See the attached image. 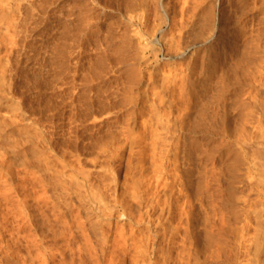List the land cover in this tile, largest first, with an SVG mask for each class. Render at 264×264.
<instances>
[{
    "label": "rangeland",
    "instance_id": "obj_1",
    "mask_svg": "<svg viewBox=\"0 0 264 264\" xmlns=\"http://www.w3.org/2000/svg\"><path fill=\"white\" fill-rule=\"evenodd\" d=\"M131 1L130 0H38V2H37V0H17V1L16 0H12V1L11 0H7V1L4 0V2H1V4H3V5L8 4L9 7L12 6V10L16 14L14 17L16 22L10 28V34L8 35L9 38L10 37L12 38L14 36L13 39L15 40V44H16L14 47L15 50L13 49V51L10 53L8 51L9 49L7 50V49L3 48V51L0 54V57H2V60L4 61V62L0 61V101H1L0 104H2L0 106V109H2V110H0L1 111L0 112V115H1L0 121L7 124V126H6L4 123H0L1 126L5 125V127H8V125H9L10 128L4 127L6 131L10 130L11 128L13 129V127L14 128L15 127L26 128L29 126V124L31 125V121L33 119L32 125H36V126L38 125L39 127L42 128L43 131H44V129L45 130L47 129L49 131V132H47V130H46L45 131L46 133L44 132L45 133L44 136L46 137L45 138L46 140L48 137H49V139H52V140H49V139L47 140L48 141L47 142L48 147H52V148L56 149L55 147L58 146V150L60 149L59 147H62V149H65L64 151L66 153V157H67V154H69L68 157L71 158V160L68 158L69 160L67 159V163L70 164L72 162L71 164H73V165L70 164L69 167L67 166V171H68V172L66 171L67 177L69 176V173L73 174V175L75 174L74 178L77 179L76 182L79 181V183L82 184L83 181H80V180L83 178V176H82L83 174L79 175V174L75 173V172H77V169L75 168L76 164H77V165L81 166V167H79L80 169L78 168V170L81 171V168H82L81 173L84 171V172H87L86 175L91 174L90 177L93 176L91 179L94 182H98L99 184L101 182V184H103L102 180L100 181L101 177H102L101 179H103L105 181V183H107V182L110 183V181L112 179L113 182L111 181L112 184H110V186H112L113 189L115 188L116 196H118L117 197L118 201L116 203H114L116 206H120L121 204L119 202L121 199L123 201L124 198H126L123 201L125 203V205L129 204V206H131L134 204V206H136V205H138L136 203H138V202L141 203L140 205L142 208H140L139 207L140 205H138L139 209H137V210H139L140 213L139 214L135 213V215H137L136 218L141 213H142L141 215H143L145 213L148 214L149 213L148 208L150 206L152 207V206L158 205V208L160 209V206L162 204L166 203L168 205L169 202H170L169 205H171V207L173 209V213H172L173 218H176L174 220H178V218H179V219H183L182 221H184L185 216H186V220L189 219L191 216L190 224L192 225L191 227H192V231H193V238L195 237L194 243L196 242L195 248H194L195 251H194V254L192 256V259H194L192 261L195 263H192V264H264V220H263L264 219V204H263L264 203V190H263L264 189V183H263L264 182V178H263L264 177L263 176L264 175V168H263L264 167V113H263L264 112V84H262V83H264V78H262V77H264V70H263V68H264V62H263L264 61L263 60L264 59V52H262V51H264V48H263L264 47V45H263L264 44V34H263L264 33V24H263L264 23V2H263L264 0H249L248 1L249 3L247 2V4H246V10L248 12H246V10L245 11L243 10L244 15L246 14L245 16L243 15L244 18L242 16V14H240V12L238 14V12H236L235 9L231 7V9H233V11H235V13L231 19L232 21L230 20L229 23L232 26V30L233 29L235 30L236 25L240 27V31H238L236 33V36H238V38L242 41L241 43L244 42L243 44H241L242 46L240 45L241 48L242 49H243V47H245L247 49L250 48L248 52L251 55L254 53L253 51H255L253 56L250 55L252 58H255L254 57L255 54H257V55H255L256 56V58L254 59L255 63L253 62V59L251 60V57H250V61H249L251 64V67H250L251 70L250 71H252L249 74L250 76L248 74H246L245 77L242 76L243 78H241L242 80L240 79L241 81L237 80V78H234V76H232V79H231L229 86L227 85L228 82L226 80L227 79L226 69H227L228 65L230 63H232V61H233V63L235 62L234 60L236 57L235 55L237 54V52H236L237 48L233 46L234 47V49H233V47L229 48L228 46H226L223 43L224 42L223 34L217 38L218 40L214 39L213 41H211V43H207L203 47L202 46H195L196 42L194 43V41L198 40V38L200 37V33L202 31V29H200V28L203 27L201 25L203 23L206 24L208 22H213L216 19L215 20V21H217L216 26H218V25L221 26V24H222V26H221L222 29L226 26L225 25L227 22L226 21L227 20L226 12L228 11L230 0H206V2H205L206 4L204 3L203 6H200L201 8L199 7V9L196 10V11H199L200 13L194 12L196 17H195V19H194V17L192 19L194 21V24L196 23L197 25L193 24L195 27L193 25H192L193 26L192 27L190 24H187L186 26L189 25V27L190 26L191 27L190 28L185 27V31H182V26H181V29L179 28V32L181 30L182 35H184V37L182 36V40H181L182 43L181 44L183 46L182 48H185V49H183V51L186 52V55L184 57H182V59H181V57L175 59L176 57L171 58L169 56H166V52H164L166 50V46H165L166 44H165L164 40H161L159 42L157 41V39H160L159 35L161 36V32H162L161 27L162 26H161V24H158V22L160 23V21L156 20V19H158V17H159V19L161 20L160 17H162V14H163V11L161 10V8H162L161 5H164L166 8H168V10L170 11L169 15L171 13V16H169L170 18L173 17L174 15H175L174 17L176 18L175 13H178L177 16L181 15L182 10H180V9H182L183 4L185 3L184 2L185 0H182V1L181 0H178V1L177 0H166V1L160 0V2H163L164 4L158 2V0H155V1L154 0H145V1L142 0L144 2H147V4L142 3L141 0H133L132 2L135 3V5H134L135 7L132 6V8L130 5ZM215 1L216 2L218 1L217 2L218 4L217 3L215 4ZM260 1H261L262 5H261ZM19 2H20V4H19ZM156 2L159 4H156ZM173 2L175 4H173ZM233 2L235 3L236 1L233 0ZM14 3H15L16 8L18 10L15 8L14 5H12ZM128 4L130 5L129 6L130 8L128 6H126ZM209 4H211V5H209ZM154 5L155 6L158 5V7H156V11L154 10L155 9ZM184 5H186V4H184ZM256 5H258V6H256ZM0 6H2V5H0ZM108 6H109V8H108ZM149 6L151 9L149 8ZM168 6H170V7H168ZM186 6L189 7V4L187 3ZM186 6H184V7H186ZM210 6H212V7H210ZM254 6H256V7H254ZM24 7H26V8H24ZM147 7L149 10L147 9ZM4 8H6V9H4ZM125 8H126V10H125ZM158 8H160V10ZM127 9H129V10H127ZM130 9H133L134 13L137 12L136 14H138V13L139 14L138 15L134 14L132 11H130ZM135 9H136V11H135ZM209 9L211 12L209 11ZM251 9H252V12H251ZM7 10H9V8L7 6L5 7V5H4V7L2 6V8L0 9V21L1 20L4 21V22L2 21V23L0 22L1 23L0 25L3 24L2 29H4V23H5V17L7 15V13H6ZM150 10L151 11L153 10V11L151 12ZM125 11H127V12H125ZM154 11H155V13L156 12L158 13V11H160L159 14L161 13L160 14L161 16L156 17ZM206 11H207V13H206ZM179 12H181V14ZM201 12H203V13H201ZM82 13H84V14L82 15ZM1 14H4V15H1ZM127 14H129L130 16H132V15H135V16L129 17ZM143 14H144V16H142ZM153 14L155 15V17L153 16ZM139 15H141V16L139 17ZM204 15L207 17L204 18ZM215 15H217V16H215ZM146 16L149 19H147ZM182 16L186 17V15H182ZM208 16H210V17H208ZM133 17H136V18H133ZM144 17H146V18H144ZM169 17H167L169 24L167 23L166 25H164L163 26L164 29H168L169 25H171V23H170L171 19ZM174 17H173V19H175ZM178 17L176 18L177 21L180 20L181 16L179 19H178ZM185 17H184V19H186ZM2 18H4V19H2ZM92 18H93V20H92ZM96 18H98V19H96ZM142 18H143V20H142ZM28 19L30 20V22ZM173 19H172V22H173ZM184 19L182 18V20H181L182 22L178 21L181 24H179L175 20L174 21H175V23L177 22L176 25H178L180 27V25H182ZM217 19H219V20H217ZM141 20H142V23H145L144 26H141V23H140ZM149 20H151V22H149ZM209 20H211V21H209ZM252 20H253V22H252ZM25 21H27V22H25ZM154 21L156 24H153ZM196 21H198V22H196ZM87 22H88V24H86ZM199 22L200 23L203 22V23L199 24ZM146 23H147V28H146ZM148 23H149V25H148ZM121 24H122V26H121ZM223 24L225 26H223ZM198 25H200L201 27H199ZM155 26H157V28ZM178 26H175V28H177V29H175V31L176 30L178 31ZM132 27L133 28L135 27V28L133 29ZM13 29H15V30H13ZM141 30L143 31V33H141ZM150 30H152L151 32H155V30H156L157 32H155V35H157L158 37L156 36V39L153 38V36L155 37V35H153V33H152L151 35H152V38L154 40L152 38H150V40L151 41L153 40L152 44L155 41V43L153 44L154 46L152 47V45H150L151 48L150 47L148 48V45H146V47L148 49L145 50V48L143 49L144 40L147 39L146 36L148 34L150 35V33H151ZM158 30H159V32H158ZM147 31H149V33ZM221 31L224 32V30H221ZM255 31H256V33H255ZM124 32H125V34H124ZM137 32L139 35H140V33H141V35L146 33V36L144 38H140L141 36H139L137 34ZM16 33H17V35H16ZM177 34H178V32H177ZM180 34H181V32L178 35H180ZM259 34H261V35H259ZM178 35H177V37H178ZM250 36H252V37H250ZM122 37H123V40H121ZM196 37H198V38H196ZM251 38L253 39V41ZM137 40L139 41V43ZM146 41L147 40H145V43H148V41L147 42ZM192 41H193V43H191ZM254 42H256L255 45H253ZM127 43L128 44L130 43V44L128 45ZM189 43L192 44L193 47L191 45H188ZM162 44H164V45H162ZM186 45H188V46H186ZM257 46H259V47L257 48ZM8 47H10V45ZM190 47H191V49H190ZM123 48H124V50H122ZM153 48L156 51L162 50V51H160L158 57H155V54L152 55L151 50ZM232 49L235 53L232 51ZM136 50H137L138 54L136 53ZM196 51H197V53H196ZM260 52H261V55H260ZM203 53H204L205 57L203 56ZM262 54H263V56H262ZM9 55H10V57H9ZM135 55H136V57H135ZM228 55L231 57H229ZM103 57H104V59H103ZM122 57H124V58H122ZM130 57H131V59H130ZM134 57L136 59H138V57H140V58L138 60H135ZM186 60H187V62H186ZM260 61H262V64H260V66H259V63H261ZM201 62H202V64H201ZM186 63H189V64L186 65ZM195 64H196V66H194ZM200 65H202V66H200ZM185 66H187V67H185ZM169 67H170V69H169ZM179 67H180V69H179ZM259 67H261L262 70ZM7 68H8V70H7ZM98 68H100V69H98ZM252 68L256 72L253 71ZM130 69H131V71H130ZM4 70H6V71H4ZM107 70H108V72H107ZM172 70H173V72H172ZM200 73H201V75H200ZM251 75H252V77L255 75L257 80H256V78L251 79ZM134 76H135V78H132ZM163 76L168 79L167 82H166V79L163 78ZM173 77L178 79V81L176 80V86H174L175 82L173 80H175V79ZM180 77L183 79H181ZM138 78H139V80H138ZM233 78L236 79L238 82L236 80H233ZM246 78H248V79H246ZM134 79H136V81ZM164 79H165V81H163ZM219 79H220V81H219ZM221 79H222V81H221ZM182 80L183 81L185 80L186 82L184 81L183 85L180 82L181 86L178 85L179 81H182ZM188 80H190V81H188ZM194 80H195V82H194ZM252 80H255L256 83H254L255 81H252ZM128 81H129V83H128ZM259 81H261V82L263 81V82L261 83ZM173 82H174V84H173ZM241 82H242V84H240ZM257 82H259V84H257ZM165 83L168 85L166 86ZM205 83L207 84V86ZM223 83H225V86H227L226 88H225ZM201 84H203V85H201ZM222 85H223V87H222ZM183 86L186 88H184ZM260 86H262L263 88L261 89ZM128 88H130L131 90L128 91L129 90ZM164 88H166V89H164ZM258 88L260 89V91L258 90ZM184 90H185V92H183ZM229 90H232V91L229 92ZM216 91L217 92L219 91V92L217 93ZM248 92H250V93H248ZM124 93L126 94V96ZM182 93H184V94H182ZM211 93H213V94H211ZM222 93H224V94H222ZM123 94H124V96H123ZM175 94L176 95L178 94V95L176 96ZM246 94H248V96ZM96 95H97V98H96ZM98 95H100V96H98ZM108 95H109V97H108ZM127 95H129V96H127ZM236 95L240 96V98L238 96L236 97ZM102 96H103V98H102ZM163 96H165L164 100H163ZM213 96H215L214 97L215 99L212 98L213 100H211V97H213ZM254 96H255L256 101L254 100ZM177 97H178V100H180L179 101L180 103L178 102V100H176ZM250 97H251V99H250ZM99 98H101V99H99ZM173 98L175 99V101ZM87 99H90V101ZM228 99H229V101H228ZM183 100H185L186 102ZM237 100H238V103L236 102ZM243 101H244V103H242ZM248 101H250V103ZM252 101H254L255 104L252 105V103H253ZM217 102H219V103H217ZM80 103H83V104H80ZM200 103L204 104V105H201ZM239 103H241V104H239ZM185 104H186V106L187 105L188 106L186 107ZM16 105L19 107H15ZM216 105H218V106L216 107ZM223 105H225V106H223ZM12 106L16 109H14ZM204 106H206L205 109H204ZM211 106L212 107L214 106V108H212ZM229 106H231V107H229ZM235 106H236V108H234ZM238 106H239V108H238ZM208 107H209V111H207L208 109H206ZM5 108H7V109H5ZM243 108L246 109L247 112ZM19 109L22 112V113L20 112V115L23 114L24 117H23V115H22V117H20V115H19L20 110ZM213 109H215L216 111ZM247 109H249V110H247ZM180 110H181V112H180ZM261 110H263V112ZM16 111H18V112H16ZM76 111H78V112H76ZM9 112H11V114H9ZM13 112H15L17 116L14 114L15 118L13 116H10V118H7V115L8 114L13 115L12 114ZM214 112H216V113H214ZM240 113H243V114L240 115ZM196 114L198 117L196 116ZM3 115H5V116H3ZM9 115H8V117H9ZM18 115L20 118L18 117ZM194 115H195V117H194ZM208 115H210V116L208 117ZM246 115H247V118H249V117L250 118L247 119ZM155 116H158V117H155ZM166 116H167V118H166ZM12 117H13V120L10 121L11 123L14 120H15L14 122H16V117L19 118V120H17V122L14 123V125H12L13 123L10 124V122L7 121V120L12 119ZM181 117L183 119H181ZM202 117L205 118V120ZM194 118H196L195 121H194ZM200 118H201V120H200ZM241 118H245V119H241ZM254 118H255V120H254ZM143 119H144V123H143ZM206 119H208V120H206ZM37 120L40 121V123H42L43 126H42V124L38 123ZM167 120L170 122H168ZM176 120L179 122H176ZM203 120H204V122H203ZM220 120H221V122H220ZM21 121H22V124H20ZM150 121L152 124L150 123ZM180 121L182 124L180 123ZM195 122H196V124H195ZM209 122H210V125H209ZM217 122L218 123L220 122V124L222 123V125L224 126L223 127L224 129L222 128V125H219ZM251 122H252V124L253 123L254 124L251 125L250 124ZM160 123L163 126L160 125ZM212 123H213V125H212ZM216 123L218 124V126ZM243 123L245 124L246 127L244 126ZM15 124L18 126H15ZM20 125H21V127H20ZM187 125H188V127L186 128ZM260 125H262V126H260ZM164 126H165V128H164ZM204 126L206 129L204 128ZM213 126H214V128H213ZM253 126H255V127H253ZM201 127H202V129H201ZM258 127H261V128L258 129ZM154 128H155V130H154ZM219 128H220V130H219ZM121 129L123 131H121ZM222 129L224 131H222ZM227 129H228V131L229 130L230 131L229 132L226 131ZM159 130H160L161 134H159ZM173 130H174V132H173ZM11 131H13V130H11ZM110 131L112 133H110ZM154 131H155V133H154ZM242 131L243 132L245 131V132L243 133ZM156 133H158V134H156ZM78 134H79V136H78ZM152 134H153V137L155 136V134L157 137L153 138ZM125 135H126V137H125ZM159 135H161L163 137H161ZM105 137H107L110 142L107 141V138H105ZM158 137L161 140H159ZM244 137H245V139H244ZM76 138H78V139H76ZM162 138H163V140H162ZM60 139H62V140H60ZM152 139H153L154 144H153V142L150 141ZM192 139H193V141H192ZM209 139H210V141H209ZM56 140L58 142L60 141L63 145L60 142H59L60 144L57 143ZM64 140H65V142H64ZM117 140L118 141L120 140V141L118 142ZM138 141L143 143V144L141 145V143H139ZM50 142L53 143L54 146H52V144ZM104 142H106V143L104 144ZM111 142L113 144H111ZM150 142L152 143V145ZM73 143H74V145H73ZM118 143H120V144H118ZM189 143H190V145H189ZM67 144H68V146H67ZM60 145H62V146H60ZM112 145H114V146H112ZM192 145H194L195 147ZM29 146L28 147L26 146L27 148H25V145H23L22 147L27 149V150H28V148L32 149L33 146L32 145H29ZM102 146H104V148L109 147L111 152H108L109 150L103 151ZM189 147H190V149H188ZM98 148L101 150L100 154H101V152H103V153H106L107 155L103 154V153L101 155L96 154V153H99ZM167 148H168V150H167ZM205 148H207V149H205ZM66 149H68V152L66 151ZM143 151H144V153H143ZM180 153L182 155H180ZM205 153H207V154H205ZM72 154H74V155H72ZM151 154H153V155H151ZM94 155L98 159L94 160V158H95ZM154 155H155V157H153ZM170 155H171V157H170ZM112 156H113V159L111 158ZM75 157H77V158H75ZM254 157H255V159H254ZM142 158H144V159L146 158L145 162H144V159H142ZM162 158H163V160H162ZM168 158H170V159H168ZM72 159H74L75 161H73ZM148 159H150V160H148ZM154 159H155V162L151 161ZM156 160H157V162H156ZM95 161L97 163H95ZM141 161H143L144 164ZM162 161L164 163H162ZM159 163H160V165H159ZM74 164H75V167H74ZM106 165H108V166L105 167ZM156 165L158 167H161L163 165L164 169H159L156 167ZM176 165L179 169L176 167ZM255 165H256V167H255ZM259 165L261 167H259ZM142 166H144V168H143L144 170L141 171ZM147 166H149L148 167L149 170L146 171ZM153 167L156 168V170ZM230 167H232V168H230ZM83 168H84V170H83ZM151 168L153 169V171ZM227 169H228V171H227ZM261 169H263V172H261L262 171ZM154 170H155V172H154ZM253 170H256V171H253ZM88 171H91V172L88 173ZM144 171H146V172H144ZM156 171H159L160 175H159V173L157 174ZM149 173L150 174L152 173V174L150 175ZM191 173H193V174H191ZM144 174L145 175L147 174V175L145 176ZM231 174H233V175H231ZM157 175H159V176L157 177ZM164 175H165L167 180H165ZM70 176L68 177L69 183H67L68 187L70 185V190H71V186L72 187L75 186L73 189L74 192L79 190V191H84V193H85L86 192L85 189L83 188L84 190H81V188H78L79 186H77V185H79V183H75V179H74V181H73V179L71 180L70 178H73V177H70ZM162 176L164 178L160 179V177H162ZM77 177H79V178H77ZM167 177H169V178H167ZM171 177H173V178H171ZM206 177H207V179H206ZM106 179L107 180L110 179V180L107 181ZM259 179H261V180H259ZM70 180H71V182H73L77 185H74L73 183L70 184ZM160 180H163V181L165 180V183L167 184V185L165 184L166 187H165V185H162L164 183ZM154 181H155V183H154ZM204 181H205V183H204ZM200 182H201V184H200ZM157 183H160L161 185L160 184L157 185ZM169 183L171 184V187L168 186V185H170ZM153 184L155 186L157 185L158 188H156L157 186L153 187L154 186ZM189 185L191 186V188ZM76 186H77V188H76ZM129 189L131 192L129 191ZM190 189L193 191V195H192V191ZM183 190H186V192L188 191L187 193L191 197L186 198V197H188V194ZM203 191H205L206 193ZM132 192H134L135 194H133ZM255 192H257V193L255 194ZM163 195H165L166 197ZM216 195H218V196H216ZM136 196H138V197H136ZM210 196L212 198H210ZM221 196H222V198H221ZM227 196L230 199H228ZM252 196H253V198H252ZM143 198H145V199H143ZM168 198H170V199H168ZM214 198H216L217 200ZM91 199H92V197H91ZM141 199H142V202H141ZM165 199H168V200H166V202H165ZM188 199H190V200H188ZM211 199H213V200H211ZM136 200H137V202H136ZM157 200H159V204H158ZM243 200H244V202H243ZM122 201H121V203H123ZM160 201L163 203H161ZM189 201H191V202H189ZM212 201H214V202H212ZM219 201H221V202H219ZM261 201H263V202H261ZM87 202H88V205L91 204V201L89 202L88 199H86V203ZM195 202H196V204H195ZM258 202H260V203H258ZM160 203H161V205H160ZM243 204L246 206L247 209L245 208V206ZM258 204H259V206H258ZM210 205H211V207H210ZM254 205H256V206H254ZM176 206H177V208L179 207V209H177ZM202 207H205V208H202ZM143 208H144V210H143ZM182 208L184 210H182ZM159 209H158V211H159ZM258 209H261V210H258ZM137 210H134V211L136 212ZM187 210H189V212H186ZM225 211H226V213H225ZM159 212H161V210ZM221 212L224 214H222ZM252 212H254V214ZM259 212H261V213L259 214ZM176 213H177V215H176ZM240 213H241V215H240ZM179 214H181V216ZM183 214H185V215H183ZM193 214H195V215H193ZM157 217L158 216H156V219H157ZM194 217H196L195 218L196 220L194 219ZM221 218H224V220H227V221H224ZM257 218H258V220L255 221ZM119 219H120L119 214H116V216L114 217V222H116V223H117V221L119 222ZM192 219H193V221H192ZM242 220H243V222H242ZM246 220L247 221L249 220V221L247 222ZM250 220H251V224L249 223ZM254 222H256L257 224ZM204 224H207V225H204ZM226 224L228 227L226 226ZM241 224H244V225L242 226ZM224 225H225V227H224ZM214 226L216 228H214ZM219 226H221V227L219 228ZM193 227L196 229H194ZM200 227H201V229H200ZM260 227H262V228H260ZM232 229H233V231H231ZM205 230L206 231L208 230V231L206 232ZM218 230H219V232H218ZM232 232H234V233H232ZM210 233H212V235H210ZM250 234L252 235V237L250 236ZM220 235H221V237H220ZM225 238L227 241L225 240ZM238 238H240V239H238ZM218 240H221V241H218ZM199 241L202 243H200ZM255 241H256V243H255ZM258 242H259V245H257ZM217 243H219V244H217ZM245 243H247V244H245ZM224 244H227L229 246L224 245ZM239 245H241L242 247ZM246 245L249 247H247ZM221 246H222V248H220ZM258 246L259 247L261 246L260 249ZM242 249L245 251H243ZM248 253H250V255ZM233 254H234V256H233ZM195 256L197 258H195ZM215 256H217V257H215ZM249 256H251V257L249 258ZM218 257H219V259H218ZM261 259L263 262L261 261ZM252 260H255L256 262L252 261ZM253 262H255V263H253Z\"/></svg>",
    "mask_w": 264,
    "mask_h": 264
},
{
    "label": "bare ground",
    "instance_id": "obj_2",
    "mask_svg": "<svg viewBox=\"0 0 264 264\" xmlns=\"http://www.w3.org/2000/svg\"><path fill=\"white\" fill-rule=\"evenodd\" d=\"M7 1V0H6ZM12 1V0H11ZM17 1V0H16ZM131 1V0H130ZM133 1V0H132ZM131 1V2H132ZM142 1V0H141ZM145 1V0H144ZM142 1V3H146L147 2H144ZM155 1V0H154ZM162 1V0H161ZM166 1V0H165ZM178 1V0H177ZM176 1V2H177ZM182 1V0H181ZM236 2L234 3L233 0H230L229 1V8H228V11L226 12V18H227V22H226V26L223 24V26H225L223 29H222V24L221 26H216V22L217 21H213V22H208V23H203L201 24L199 22V24H201L203 27L200 28L202 29L201 33H200V37H196L198 38V40L194 41V43L196 42V45L195 46H204L206 45L207 43H211V41H213L214 39H217L219 36H221L223 34L224 36V44L226 46H228L229 48H232L233 46L236 47V52L237 54L235 55V62L233 63H230L226 69V77H227V85L229 86L230 82H231V79H232V76H234V78H237V80L241 81L243 77H245L246 74H250L252 71L251 70V64H250V57L253 56V54L255 53V51H253L254 53L251 55L249 54V49L250 48H245L243 47V49L241 48V43L242 41L238 38V36H236V33L238 31H240V27L239 26H235V30L233 29L232 30V26L230 25V20L232 19V17L234 16V13L235 11L240 12V14H242V16L244 15V11L246 10V4L249 0H235ZM1 2H4V0H0V5H2L4 7L7 6L9 8V10L6 11L7 15L5 17V23H4V29H2V25H0V54L2 53L3 51V48L5 49H9L8 51L11 53L15 47V40L13 39L14 36L11 38L8 37V35L10 34V28L12 27V25L16 22L15 21V13L14 11L12 10V6L9 7L8 4H1ZM9 2V1H8ZM38 2V0H37ZM98 2V1H97ZM118 2V1H117ZM130 2V5H131V8L132 6L135 7V3H131ZM151 2V1H150ZM158 2H160V0H158ZM187 5V3L189 4V7H187L186 5L183 4V7L182 9V14L181 12H179L181 15H178V13H175L176 14V18L178 17V19L180 18V22H182V18L184 19V17L182 15H186V19L183 20V23L182 25H180V27L177 24V19H173V17H169L171 16V13L169 15V10L168 8H166L164 5H161L162 8L161 10L163 11V14H162V17L161 20L159 19L158 16H161L159 14L160 11H158V13L156 11V7L154 5V13L156 15V17H158V19L156 20H159L160 23L158 22V24H161V28H162V32H161V36L159 35L160 39H157V41H161V40H164L165 42V46H166V50L164 52H166V56H169L171 58H174L176 57L175 59L177 58H180L182 59V57H184L186 55V52L183 51V49L185 48H182V36L184 37V35H182V31H185V27H189L186 26L187 24H190L191 26L194 24V21H193V17L195 19V13L194 12H199V11H196L199 9L200 6H203V4L206 2V0H185L184 1ZM218 2V1H217ZM215 1V4L217 3ZM255 2V1H254ZM264 2V1H263ZM121 3V2H120ZM123 3V2H122ZM129 3V2H128ZM137 3V2H136ZM162 4H164L163 2H160ZM183 3V2H182ZM249 3V2H248ZM261 3V1H260ZM10 4V3H9ZM20 4V2H19ZM32 4V3H31ZM35 4V3H34ZM125 4V3H124ZM133 4V5H132ZM156 4H159L156 2ZM167 4V3H166ZM173 4H175L173 2ZM206 4V3H205ZM212 4V3H211ZM209 4V5H211ZM218 4V3H217ZM225 4V3H224ZM15 6L16 8V5L15 3L12 4ZM40 5V4H39ZM107 5V4H106ZM116 5V4H115ZM129 4L126 5V6H130ZM138 5V4H137ZM169 5V4H168ZM262 5V3H261ZM2 6H0V9L2 8ZM36 6V5H35ZM147 6V5H146ZM145 6V7H146ZM153 6V5H152ZM186 6V7H184ZM214 6V5H213ZM258 6V5H256ZM254 6V7H256ZM260 6V5H259ZM31 7V6H30ZM111 7V6H110ZM121 7V6H120ZM127 7V8H128ZM144 7V8H145ZM160 7V6H159ZM170 7V6H168ZM177 7V6H176ZM212 7V6H210ZM224 7V6H223ZM234 8L235 11H233ZM244 7V8H243ZM26 8V7H24ZM29 8V7H28ZM109 8V6H108ZM115 8V7H114ZM124 8V7H123ZM130 8V7H129ZM150 8V6H149ZM201 8V7H200ZM209 8V7H208ZM216 8V7H215ZM258 8V7H257ZM6 9V8H4ZM17 9V8H16ZM121 9V8H120ZM134 9V8H133ZM133 9H130V11H132L134 13V10ZM148 9V7H147ZM151 9V8H150ZM160 10V8H158ZM174 9V8H173ZM226 9V8H225ZM18 10V9H17ZM20 10V9H19ZM126 10V8H125ZM129 10V9H127ZM141 10V9H140ZM149 10V9H148ZM202 10V9H201ZM244 10V11H243ZM2 11V10H1ZM33 11V10H32ZM122 11V10H121ZM129 11V12H130ZM136 11V9H135ZM151 11V10H150ZM153 11V10H152ZM151 11V12H152ZM176 11V10H175ZM210 11V9H209ZM223 11V10H222ZM34 12V11H33ZM127 12V11H125ZM128 12V13H129ZM131 12V13H132ZM149 12V11H148ZM150 12V13H151ZM205 12V11H204ZM211 12V11H210ZM246 12H248L246 10ZM251 12H252V9H251ZM137 13V12H136ZM134 13V14H136ZM143 13V12H142ZM200 13V12H199ZM203 13V12H201ZM207 13V11H206ZM84 13H82L83 15ZM90 14V13H89ZM100 14V13H99ZM130 14V13H129ZM129 14H127L129 17H132V16H135V15H132L130 16ZM139 14V13H138ZM136 14V15H138ZM1 15H4V14H1ZM152 15V14H151ZM155 15L153 14V16L155 17ZM173 15V14H172ZM210 15V14H209ZM246 15V14H245ZM244 15V16H245ZM25 16V15H24ZM23 16V17H24ZM124 16V15H123ZM141 15H139L140 17ZM144 16V14L142 15ZM203 16V15H202ZM211 16V15H210ZM208 16V17H210ZM217 16V15H215ZM243 16V18H244ZM2 17V16H1ZM4 17V16H3ZM33 17V16H32ZM90 17V16H89ZM128 17V18H129ZM147 17V16H146ZM144 17V18H146ZM169 17L171 19L170 23L171 25H169V28L168 29H164L163 26L166 25L169 21H168V18ZM198 17V16H197ZM207 16L204 15V18H206ZM221 17V16H220ZM84 18V17H83ZM133 18H136V17H133ZM215 18V17H214ZM213 18V19H214ZM222 18V17H221ZM4 19V18H2ZM23 19V18H22ZM95 19V18H94ZM98 19V18H96ZM124 19V18H123ZM147 19H149L147 17ZM155 19V18H154ZM172 19H173V22H172ZM197 19V18H196ZM263 19V18H262ZM24 20V19H23ZM26 20V19H25ZM29 20V19H28ZM93 20V18H92ZM133 20V19H132ZM143 20V18H142ZM142 20H141V26H144L145 23H142ZM145 20V19H144ZM177 21L175 23V21ZM219 20V19H217ZM224 20V19H223ZM238 20V19H237ZM236 20V21H237ZM246 20V19H245ZM254 20V19H253ZM252 20V22H253ZM3 20H1L0 22L2 23ZM120 21V20H119ZM211 21V20H209ZM232 21V20H231ZM239 21V20H238ZM260 21V20H259ZM4 22V21H3ZM27 22V21H25ZM30 22V20H29ZM90 22V21H89ZM139 22V21H138ZM149 22H151V20H149ZM198 22V21H196ZM0 23V24H1ZM125 23V22H124ZM179 23V22H178ZM186 23V24H185ZM240 23V22H239ZM39 24V23H38ZM88 24V22L86 23ZM135 24V23H134ZM152 24V23H151ZM153 24H156L155 21L153 22ZM169 24V23H168ZM181 24V23H179ZM196 24V23H195ZM194 24V25H195ZM264 24V23H263ZM82 25V24H81ZM132 25V24H131ZM149 25V23H148ZM193 25V26H194ZM197 25V24H196ZM38 26V25H37ZM85 26V25H84ZM122 26V24H121ZM133 26V25H132ZM153 26V25H152ZM175 26H178V31L175 29ZM181 26H182V31L180 30L181 34L178 35L180 32H179V28L181 29ZM190 26V27H191ZM192 26V27H193ZM199 27H201L200 25H198ZM205 26V27H204ZM253 26V25H252ZM263 26V25H262ZM140 27V26H139ZM157 28V26H155ZM189 27V28H190ZM195 27V26H194ZM254 27V26H253ZM91 28V27H90ZM133 28V27H132ZM135 28V27H134ZM133 28V29H134ZM137 28V27H136ZM146 28H147V23H146ZM234 28V27H233ZM261 28V27H260ZM16 29V28H15ZM13 29V30H15ZM79 29V28H78ZM86 29V28H85ZM131 29V28H130ZM255 29V28H254ZM114 30V29H113ZM132 30V29H131ZM145 30V29H144ZM153 30V29H152ZM150 30V32L152 31ZM192 30V29H191ZM221 30H224L221 31ZM258 30V29H257ZM19 31V30H18ZM25 31V30H24ZM127 31V30H126ZM138 31V30H137ZM146 31V30H145ZM144 31V32H145ZM154 31V30H153ZM175 31V32H174ZM263 31V30H262ZM149 33V31H147ZM155 32H157L155 30ZM155 32H151L150 35L153 33V35H155ZM159 32V30H158ZM178 32V34H177ZM252 32V31H251ZM13 33V32H12ZM82 33V32H81ZM105 33V32H104ZM111 33V32H110ZM127 33V32H126ZM133 33V32H132ZM140 33V32H139ZM141 33H143V31L141 30ZM139 36H141L140 38H144L146 36V33L145 34H142ZM147 33V34H148ZM187 33V32H186ZM191 33V32H190ZM256 33V31H255ZM258 33V32H257ZM19 34V33H18ZM91 34V33H90ZM99 34V33H98ZM125 34V32H124ZM135 34V33H134ZM184 34V33H183ZM198 34V33H197ZM196 34V35H197ZM249 34V33H248ZM252 34V33H251ZM264 34V33H263ZM17 35V33H16ZM149 34L146 36L148 43H145V40H144V44H143V49L145 48V50H147L149 47L151 48L150 45H152V47L154 46L152 44V41L154 40L153 38L156 39V36L155 37L153 36L152 38V35L150 36ZM178 35V37H177ZM187 35V34H186ZM185 35V36H186ZM195 35V36H196ZM244 35V34H243ZM261 35V34H259ZM109 36V35H108ZM128 36V35H127ZM194 36V37H195ZM222 36V37H223ZM257 36V35H256ZM66 37V36H65ZM84 37V36H83ZM158 37V36H157ZM252 37V36H250ZM113 38V37H112ZM127 38V37H126ZM150 38H152L153 40L151 41ZM255 38V37H254ZM259 38V37H258ZM257 38V39H258ZM131 39V38H130ZM252 39V38H251ZM250 39V40H251ZM256 39V38H255ZM96 40V39H95ZM99 40V39H98ZM118 40V39H117ZM123 40V37L122 39ZM136 40V39H135ZM189 40V39H188ZM192 40V39H191ZM218 40V39H217ZM127 41V40H126ZM134 41V40H133ZM138 41V40H137ZM146 41V42H147ZM249 41V40H248ZM253 41V39H252ZM98 42V41H97ZM114 42V41H113ZM116 42V41H115ZM131 42V41H130ZM190 42V41H189ZM263 42V41H262ZM136 43V42H135ZM139 43V41H138ZM161 43V42H160ZM193 43V41L191 42ZM258 43V42H257ZM79 44V43H78ZM128 44V43H127ZM130 44V43H129ZM128 44V45H129ZM221 44V43H220ZM252 44V43H251ZM256 42H254L253 45H255ZM10 45V47H8ZM135 45V44H134ZM146 45H148V48L146 47ZM164 45V44H162ZM161 45V46H162ZM188 45H191L193 47L192 44H188ZM186 45V46H188ZM241 45V46H240ZM264 45V44H263ZM20 46V45H19ZM119 46V45H118ZM164 46V47H165ZM177 48H176V47ZM194 46V47H195ZM209 46V45H208ZM218 46V45H217ZM225 46V47H226ZM244 46V45H243ZM82 47V46H81ZM141 47V46H140ZM163 47V48H164ZM211 47V46H210ZM223 47V46H222ZM233 47V49H234ZM259 46H257L258 48ZM122 48V47H121ZM130 48V47H129ZM174 50H173V49ZM206 48V47H205ZM264 48V47H263ZM4 49V50H5ZM22 49V48H21ZM102 49V48H101ZM106 49V48H105ZM139 49V48H138ZM142 49V48H141ZM165 49V48H164ZM191 49V47H190ZM213 49V48H212ZM232 49V51H233ZM15 50V49H14ZM107 50V49H106ZM124 50V48L122 49ZM188 50V49H187ZM205 50V49H204ZM208 50V49H207ZM222 50V49H221ZM257 50V49H256ZM113 51V50H112ZM132 51V50H131ZM139 51V50H138ZM160 51L162 50H159V51H156L154 50V48L151 50L152 52V55L155 54V57H158L159 56V53ZM198 51V50H197ZM196 51V53H197ZM223 51V50H222ZM82 52V51H81ZM111 52V51H110ZM109 52V53H110ZM121 52V51H120ZM128 52V51H127ZM147 52V51H146ZM195 52V51H194ZM214 52V51H213ZM231 52V51H230ZM234 52V51H233ZM232 52V53H233ZM264 52V51H262ZM24 53V52H23ZM79 53V52H78ZM136 53H137V50H136ZM135 53V54H136ZM205 53V52H204ZM203 53V56L205 57ZM235 53V52H234ZM257 53V52H256ZM4 54V53H3ZM7 54V53H6ZM119 54V53H118ZM138 54V53H137ZM25 55V54H24ZM85 55V54H84ZM107 55V54H106ZM134 55V54H133ZM142 55V54H141ZM194 55V54H193ZM213 55V54H212ZM220 55V54H219ZM230 55V54H229ZM228 55V56H229ZM251 55V56H250ZM257 55V54H255ZM254 55V57L256 58V56ZM260 55H261V52H260ZM210 56V55H209ZM234 56V55H233ZM232 56V57H233ZM263 56V54H262ZM10 57V55H9ZM65 57V56H64ZM129 57V56H128ZM136 57V55H135ZM134 57L135 60H138L140 57H138V59H136ZM154 57V56H153ZM163 57V56H162ZM201 57V56H200ZM203 57V58H204ZM212 57V56H211ZM221 57V56H220ZM231 57V56H229ZM102 58V57H101ZM106 58V57H105ZM120 58V57H119ZM124 58V57H122ZM189 58V57H188ZM193 58V57H192ZM234 58V57H233ZM255 58H252L251 57V60L253 59V62H254V59ZM262 58V57H261ZM99 59V58H98ZM104 59V57H103ZM116 59V58H115ZM118 59V58H117ZM131 59V57H130ZM158 59V58H157ZM156 59V60H157ZM191 59V58H190ZM202 59V58H201ZM216 59V58H215ZM225 59V58H224ZM110 60V59H109ZM113 60V59H112ZM125 60V59H124ZM152 60V59H151ZM155 60V59H154ZM232 60V59H231ZM264 60V59H263ZM0 61L1 62H4L2 60V57H0ZM115 61V60H114ZM167 61V60H166ZM185 61V60H184ZM195 61V60H194ZM6 62V61H5ZM19 62V61H18ZM111 62V61H110ZM182 62V61H181ZM187 62V60H186ZM221 62V61H220ZM252 62V63H253ZM261 63H259V66L260 64H262V61H260ZM264 62V61H263ZM15 63V62H14ZM122 63V62H121ZM124 63V62H123ZM127 63V62H126ZM214 63V62H213ZM222 63V62H221ZM255 63V62H254ZM4 64V63H3ZM110 64V63H109ZM128 64V63H127ZM148 64V63H147ZM166 64V63H165ZM189 63H186V65H188ZM194 64V63H193ZM202 64V62H201ZM204 64V63H203ZM208 64V63H207ZM211 64V63H210ZM223 64V63H222ZM228 64V63H227ZM257 64V63H256ZM5 65V64H4ZM100 65V64H99ZM98 65V66H99ZM102 65V64H101ZM118 65V64H117ZM122 65V64H121ZM136 65V64H135ZM162 65V64H161ZM179 65V64H178ZM192 65V64H191ZM90 66V65H89ZM110 66V65H109ZM184 66V65H183ZM196 66V64L194 65ZM202 66V65H200ZM222 66V65H221ZM253 66V65H252ZM262 66V65H261ZM104 67V66H103ZM107 67V66H106ZM105 67V68H106ZM128 67V66H127ZM132 67V66H131ZM187 67V66H185ZM97 68V67H96ZM108 68V67H107ZM156 68V67H155ZM167 68V67H166ZM189 68V67H188ZM200 68V67H199ZM213 68V67H212ZM258 68V67H257ZM256 68V69H257ZM261 68V67H259ZM100 69V68H98ZM170 69V67H169ZM168 69V70H169ZM173 69V68H172ZM176 69V68H175ZM180 69V67H179ZM183 69V68H182ZM191 69V68H190ZM193 69V68H192ZM206 69V68H205ZM209 69V68H208ZM211 69V68H210ZM253 69V68H252ZM8 70V68H7ZM156 70V69H155ZM165 70V69H164ZM167 70V69H166ZM178 70V69H177ZM200 70V69H199ZM203 70V69H202ZM201 70V71H202ZM216 70V69H215ZM259 70V69H258ZM262 70V68H261ZM264 70V68H263ZM6 71V70H4ZM89 71V70H88ZM95 71V70H94ZM99 71V70H98ZM131 71V69H130ZM138 71V70H137ZM161 71V70H160ZM175 71V70H174ZM179 71V70H178ZM177 71V72H178ZM206 71V70H205ZM217 71V70H216ZM215 71V72H216ZM253 71H255L253 69ZM19 72V71H18ZM96 72V71H95ZM106 72V71H105ZM108 72V70H107ZM136 72V71H135ZM141 72V71H140ZM164 72V71H163ZM173 72V70H172ZM184 72V71H183ZM256 72V71H255ZM260 72V71H259ZM110 73V72H109ZM132 73V72H131ZM138 73V72H137ZM182 73V72H181ZM220 73V72H219ZM140 74V73H139ZM187 74V73H186ZM192 74V73H191ZM207 74V73H206ZM4 75V74H3ZM94 75V74H93ZM103 75V74H102ZM138 75V74H137ZM136 75V76H137ZM171 75V74H170ZM169 75V76H170ZM178 75V74H177ZM182 75V74H181ZM201 75V73H200ZM213 75V74H212ZM253 75V74H252ZM251 75V79H255V75L252 77ZM262 75V74H261ZM260 75V76H261ZM92 76V75H91ZM99 76V75H98ZM101 76V75H100ZM185 76V75H184ZM221 76V75H220ZM219 76V77H220ZM243 76V77H242ZM250 76V75H249ZM248 76V77H249ZM106 77V76H105ZM138 77V76H137ZM140 77V76H139ZM175 77V76H174ZM173 77V78H174ZM204 77V76H203ZM129 78V77H128ZM132 78H135L132 77ZM163 78L166 79V82H167V78L163 76ZM181 78V77H180ZM195 78V77H194ZM206 78V77H205ZM221 78V77H220ZM233 80H236L234 79ZM250 78V77H249ZM264 78V77H262ZM165 79L163 81H165ZM175 80H173L175 82V85L176 86V80L178 81L177 78H174ZM183 79V78H181ZM185 79V78H184ZM204 79V78H203ZM241 79V80H240ZM248 79V78H246ZM136 81V79H134ZM139 80V78H138ZM236 80V81H237ZM257 80V78H256ZM134 81V82H135ZM171 81V80H170ZM183 81V80H182ZM179 81V84L180 85V82L184 83V81ZM190 81V80H188ZM211 81V80H210ZM220 81V79H219ZM222 81V79H221ZM244 81V80H243ZM246 81V80H245ZM252 81H255V80H252ZM8 82V81H7ZM127 82V81H126ZM173 82V84H174ZM186 82V81H185ZM195 82V80H194ZM226 82V81H225ZM238 82V81H237ZM236 82V83H237ZM261 82V81H259ZM259 82H257V84H259ZM263 82V81H262ZM261 82V83H262ZM129 83V81H128ZM127 83V84H128ZM164 83V82H163ZM190 83V82H189ZM211 83V82H210ZM222 83V82H221ZM256 83V81L254 82ZM253 83V84H254ZM260 83V84H261ZM166 84V83H165ZM195 84V83H194ZM193 84V85H194ZM206 84V83H205ZM224 86H225V83H223ZM242 84V82L240 83ZM239 84V85H240ZM264 84V83H262ZM168 84H166L167 86ZM188 85V84H187ZM203 85V84H201ZM249 85V84H248ZM3 86V85H2ZM165 86V85H164ZM181 86V85H180ZM186 86V85H185ZM207 86V84H206ZM130 87V86H129ZM132 87V86H131ZM179 87V86H178ZM184 87V86H183ZM199 87V86H198ZM204 87V86H203ZM216 87V86H215ZM223 87V85H222ZM227 86H225L226 88ZM231 87V86H230ZM15 88V87H14ZM133 88V87H132ZM177 88V87H176ZM180 88V87H179ZM178 88V89H179ZM182 88V87H181ZM186 88V87H184ZM236 88V87H235ZM260 88L262 89L263 87L260 86ZM130 91L131 89L128 88ZM166 89V88H164ZM198 89V88H197ZM229 89V88H228ZM255 89V88H254ZM176 90V89H175ZM199 90V89H198ZM222 90V89H221ZM241 90V89H240ZM243 90V89H242ZM245 90V89H244ZM258 90L260 91V89L258 88ZM127 91V90H126ZM180 91V90H179ZM226 91V90H225ZM232 91V90H229V92ZM256 91V90H255ZM185 92V90L183 91ZM205 92V91H204ZM207 92V91H206ZM211 92V91H210ZM217 92V91H216ZM219 92V91H218ZM217 92V93H218ZM171 93V92H170ZM173 93V92H172ZM209 93V92H208ZM233 93V92H232ZM239 93V92H238ZM250 93V92H248ZM75 94V93H74ZM98 94V93H97ZM125 94V93H124ZM123 94V96H124ZM131 94V93H130ZM129 94V95H130ZM174 94V93H173ZM184 94V93H182ZM207 94V93H206ZM213 94V93H211ZM221 94V93H220ZM224 94V93H222ZM260 94V93H259ZM90 95V94H89ZM127 95V96H129ZM162 95V94H161ZM172 95V94H171ZM176 95V94H175ZM178 95V94H177ZM176 95V96H177ZM180 95V94H179ZM231 95V94H230ZM240 95V94H239ZM243 95V94H242ZM248 96V94H246ZM250 95V94H249ZM257 95V94H256ZM5 96V95H4ZM8 96V95H7ZM100 96V95H98ZM107 96V95H106ZM126 96V94H125ZM131 96V95H130ZM181 96V95H180ZM192 96V95H191ZM208 96V95H207ZM212 96V95H211ZM216 96V95H215ZM215 96L211 97V100H213L212 98H214ZM218 96V95H217ZM238 95H236L237 97ZM252 96V95H251ZM81 97V96H80ZM79 97V98H80ZM90 97V96H89ZM92 97V96H91ZM109 97V95H108ZM162 97V96H161ZM164 97L163 96V100H164ZM179 97V96H178ZM178 97L176 100H178ZM183 97V96H182ZM181 97V98H182ZM210 97V96H209ZM219 97V96H218ZM240 98V96H238ZM4 98V97H3ZM7 98V97H6ZM9 98V97H8ZM84 98V97H83ZM96 98H97V95H96ZM103 98V96H102ZM180 98V99H181ZM193 98V97H192ZM222 98V97H221ZM224 98V97H223ZM253 98V97H252ZM259 98V97H258ZM101 99V98H99ZM161 99V98H160ZM174 99V98H173ZM184 99V98H183ZM215 99V98H214ZM238 99V98H237ZM251 99V97H250ZM4 100V99H3ZM90 101V99H87ZM107 100V99H106ZM124 100V99H123ZM133 100V99H132ZM171 100V99H170ZM210 100V99H209ZM210 100V101H211ZM244 100V99H243ZM254 100H255V96H254ZM261 100V99H260ZM110 101V100H109ZM129 101V100H128ZM169 101V100H168ZM175 101V99H174ZM180 100H178L179 102ZM185 101V100H183ZM190 101V100H189ZM229 101V99H228ZM241 101V100H240ZM246 101V100H245ZM256 101V100H255ZM263 101V100H262ZM1 102V101H0ZM87 102V101H86ZM98 102V101H97ZM171 102V101H170ZM186 102V101H185ZM197 102V101H196ZM199 102V101H198ZM203 102V101H202ZM216 102V101H215ZM227 102V101H226ZM232 102V101H231ZM238 103V100L236 101ZM247 102V101H246ZM250 103V101H248ZM252 105L255 104L254 101H252ZM258 102V101H257ZM5 103V102H4ZM174 103V102H173ZM172 103V104H173ZM180 103V102H179ZM188 103V102H187ZM204 103V102H203ZM219 103V102H217ZM236 103V104H237ZM244 103V101L242 102ZM65 104V103H64ZM76 104V103H75ZM80 104H83V103H80ZM201 104V103H200ZM235 104V105H236ZM241 104V103H239ZM2 104H0L1 106ZM77 105V104H76ZM75 105V106H76ZM95 105V104H94ZM190 105V104H189ZM201 105H204V104H201ZM221 105V104H220ZM227 105V104H226ZM234 105V104H233ZM247 105V104H246ZM97 106V105H96ZM176 106V105H175ZM178 106V105H177ZM182 106V105H181ZM186 106V104H185ZM188 106V105H187ZM186 106V107H187ZM218 105H216L217 107ZM225 106V105H223ZM241 106V105H240ZM248 106V105H247ZM13 107V106H12ZM15 107H19V106H15ZM108 107V106H107ZM200 107V106H199ZM206 106H204V109H205ZM212 107V106H211ZM220 107V106H219ZM231 107V106H229ZM242 107V106H241ZM14 108V107H13ZM66 108V107H65ZM111 108V107H110ZM169 108V107H168ZM174 108V107H173ZM179 108V107H178ZM181 108V107H180ZM185 108V107H184ZM201 108V107H200ZM214 108V106L212 107ZM222 108V107H221ZM220 108V109H221ZM236 108V106L234 107ZM239 108V106H238ZM7 109V108H5ZM16 109V108H14ZM100 109V108H99ZM159 109V108H158ZM176 109V108H175ZM187 109V108H186ZM208 109L207 111H209V107L206 108ZM217 109V108H216ZM224 109V108H223ZM226 109V108H225ZM230 109V108H229ZM244 109V108H243ZM255 109V108H254ZM2 110V109H0ZM20 110V109H19ZM155 110V109H154ZM211 110V109H210ZM215 110V109H213ZM212 110V111H213ZM218 110V109H217ZM235 110V109H234ZM237 110V109H236ZM246 111V109H244ZM249 110V109H247ZM252 110V109H251ZM259 110V109H258ZM186 111V110H185ZM190 111V110H189ZM193 111V110H192ZM200 111V110H199ZM202 111V110H201ZM211 111V112H212ZM216 111V110H215ZM243 111V110H242ZM254 111V110H253ZM260 111V110H259ZM263 112V110H261ZM1 112V111H0ZM18 112V111H16ZM20 112L21 110L19 111V115H20ZM78 112V111H76ZM181 112V110H180ZM205 112V111H204ZM225 112V111H224ZM223 112V113H224ZM247 112V111H246ZM252 112V111H251ZM250 112V113H251ZM257 112V111H256ZM6 113V112H5ZM8 113V112H7ZM22 113V112H21ZM189 113V112H188ZM206 113V112H205ZM216 113V112H214ZM219 113V112H218ZM249 113V112H248ZM264 113V112H263ZM9 114H11V112H9ZM8 114V115H9ZM13 115H7V118H10V116H15L16 113L13 112L12 113ZM15 114V115H14ZM178 114V113H177ZM180 114V113H179ZM182 114V113H181ZM191 114V113H190ZM208 114V113H207ZM230 114V113H229ZM243 114V113H240V115ZM245 114V113H244ZM252 114V113H251ZM260 114V113H259ZM18 115V117H19ZM23 114L20 115V117H22ZM156 115V114H155ZM160 115V114H159ZM170 115V114H169ZM168 115V116H169ZM175 115V114H174ZM183 115V114H182ZM206 115V114H205ZM217 115V114H216ZM249 115V114H248ZM253 115V114H252ZM1 116V115H0ZM5 116V115H3ZM17 116V115H16ZM152 116V115H151ZM162 116V115H161ZM160 116V117H161ZM173 116V115H172ZM192 116V115H191ZM197 116V114H196ZM200 116V115H199ZM210 115H208L209 117ZM243 116V115H242ZM251 116V115H250ZM13 117L12 119L10 120H7V121H12L13 120ZM19 117V118H20ZM24 117V115H23ZM26 117V116H25ZM155 117H158V116H155ZM178 117V116H177ZM193 117V116H192ZM195 117V115H194ZM198 117V116H197ZM196 117V118H197ZM201 117V116H200ZM226 117V116H225ZM244 117V116H243ZM253 117V116H252ZM15 118V117H14ZM19 118L16 117V122L17 120H19ZM77 118V117H76ZM148 118V117H147ZM153 118V117H152ZM167 118V116H166ZM165 118V119H166ZM180 118V117H179ZM178 118V119H179ZM194 118V121L195 119ZM203 118V117H202ZM213 118V117H212ZM222 118V117H221ZM229 118V117H228ZM246 118H247V115H246ZM250 118V117H249ZM247 118V119H249ZM256 118V117H255ZM254 118V120H255ZM262 118V117H261ZM24 119V118H23ZM22 119V120H23ZM26 119V118H25ZM151 119V118H150ZM155 119V118H154ZM158 119V118H157ZM164 119V118H163ZM181 119H183L181 117ZM205 120V118H203ZM218 119V118H217ZM225 119V118H224ZM227 119V118H226ZM241 119H245V118H241ZM253 119V118H252ZM259 119V118H258ZM257 119V120H258ZM21 120V119H20ZM185 120V119H184ZM198 120V119H197ZM196 120V121H197ZM201 120V118H200ZM203 120V122H204ZM208 120V119H206ZM251 120V119H250ZM15 121V120H14ZM10 122V124L14 125V123L16 122ZM33 121V119H32ZM32 121H31V125L29 124L28 127L26 128H19V127H13V129L11 128L10 130L6 131L5 128H10V126L8 125V127H5V125L7 126V124H5L4 122H1L0 123H4L5 125L4 126H1L0 124V264H192V263H195L193 262L192 260V256L194 254V248H195V237L193 238V231H192V225L190 224L191 222V216H190V220L187 219L186 220V216H185V219L184 221H182L183 219H179L178 220H174L176 218H173V209L171 207L170 202L168 203V205L165 203L166 200L170 199H165V204H162L163 202L160 203V209L158 208V205L157 206H150L148 208V214L145 213L143 215H139L137 218L135 215V213H140L139 209L138 208V205H140L141 203L137 202L136 200V206L131 205L129 206L128 205H125V203L123 202L126 198H124V200L122 201V199L120 200V206H116L114 203H116L118 201V196H116V190L115 188L113 189L112 186H110V184H112V179L109 182L105 183V181L103 179L100 178V181L102 180L103 184H100L98 182H94L91 178L93 177H90L89 174L86 175L87 172H82V168H81V171L78 170L79 165L76 164V167H75V164H74V167L77 169V174L79 175H82L83 178L80 180V181H83L82 184L78 182H76L77 179H75L74 175L73 174H70L69 173V176L70 177H73V178H70L71 180L75 179V183H79V185L71 182L70 180V184L73 183L74 185H77L79 186L78 188H81V190H84L85 189V193L84 191H73L74 187L75 186H71V190H70V185L68 187V177H67V174H66V171H67V166L69 167L70 164L67 163V159L69 158V154H67V157H66V153H65V149H62V147H59L60 149L58 150V146H56L54 148L52 147H48L47 145V140L49 139V137L47 138V140L45 139L46 137L44 136L45 135V130L44 131L42 130L41 127H39L38 125H32ZM35 121V120H34ZM38 121V120H37ZM81 121V120H80ZM152 121V120H151ZM150 121V123H151ZM168 121V120H167ZM183 121V120H182ZM193 121V122H194ZM211 121V120H210ZM224 121V120H223ZM247 121V120H246ZM253 121V120H252ZM30 122V121H29ZM36 122V121H35ZM170 122V121H168ZM173 122V121H172ZM176 122H179L176 120ZM188 122V121H187ZM192 122V121H191ZM213 122V121H212ZM221 122V120H220ZM220 122L218 123L219 125H222V123L220 124ZM241 122V121H240ZM262 122V121H261ZM8 123V122H7ZM38 123H40V121H38ZM141 123V122H140ZM143 123H144V119H143ZM156 123V122H155ZM159 123V122H158ZM162 123V122H161ZM160 123V125H162ZM181 123V121H180ZM216 123V124H217ZM224 123V122H223ZM227 123V122H226ZM258 123V122H257ZM18 124V123H17ZM22 124V121L21 123ZM36 124V123H35ZM42 124V123H40ZM152 124V123H151ZM154 124V123H153ZM157 124V123H156ZM178 124V123H177ZM182 124V123H181ZM180 124V125H181ZM196 124V122H195ZM200 124V123H199ZM203 124V123H202ZM201 124V125H202ZM217 124V126H218ZM244 124V123H243ZM251 125L252 122L250 123ZM260 124V123H259ZM263 124V123H262ZM209 125H210V122H209ZM213 125V123H212ZM241 125V124H240ZM15 126H18L15 124ZM43 126V124H42ZM119 126V125H118ZM117 126V127H118ZM163 126V125H162ZM166 126V125H165ZM164 126V128H165ZM184 126V125H183ZM182 126V127H183ZM200 126V125H199ZM216 126V127H217ZM230 126V125H229ZM234 126V125H233ZM245 126V124H244ZM262 126V125H260ZM3 127V128H2ZM5 127V128H4ZM12 127V126H11ZM21 127V125H20ZM25 127V126H24ZM116 127V128H117ZM157 127V126H156ZM188 127V125L186 126V128ZM197 127V126H196ZM224 126L222 125V128ZM246 127V126H245ZM255 127V126H253ZM44 128V127H43ZM125 128V127H124ZM162 128V127H161ZM190 128V127H189ZM194 128V127H193ZM205 128V126H204ZM209 128V127H208ZM212 128V127H211ZM210 128V129H211ZM214 128V126H213ZM228 128V127H227ZM244 128V127H243ZM261 128V127H258V129ZM56 129V128H55ZM123 129V128H122ZM121 129V131H123ZM158 129V128H157ZM163 129V128H162ZM170 129V128H169ZM202 129V127H201ZM206 129V128H205ZM224 129V128H223ZM222 129V131H224ZM13 130V131H11ZM57 130V129H56ZM113 130V129H112ZM126 130V129H125ZM141 130V129H140ZM155 130V128H154ZM193 130V129H192ZM215 130V129H214ZM217 130V129H216ZM220 130V128H219ZM245 130V129H244ZM10 131V132H9ZM80 131V130H79ZM78 131V132H79ZM127 131V130H126ZM125 131V132H126ZM164 131V130H163ZM168 131V130H167ZM190 131V130H189ZM195 131V130H194ZM199 131V130H198ZM228 131V129L226 130ZM230 131V130H229ZM228 131V132H229ZM45 132V133H44ZM47 132H49L47 130ZM144 132V131H143ZM153 132V131H152ZM165 132V131H164ZM174 132V130H173ZM192 132V131H191ZM200 132V131H199ZM204 132V131H203ZM214 132V131H213ZM243 132V131H242ZM245 132V131H244ZM243 132V133H244ZM110 133H112L110 131ZM147 133V132H146ZM150 133V132H149ZM155 133V131H154ZM171 133V132H170ZM77 134V133H76ZM81 134V133H80ZM117 134V133H116ZM140 134V133H139ZM158 134V133H156ZM153 137V134H152V137L153 138H156L157 136ZM159 134H161L160 130H159ZM58 135V134H57ZM122 135V134H121ZM163 135V134H162ZM166 135V134H165ZM169 135V134H168ZM79 136V134H78ZM83 136V135H82ZM120 136V135H119ZM161 136V135H159ZM182 136V135H181ZM73 137V136H72ZM110 137V136H109ZM123 137V136H122ZM126 137V135H125ZM149 137V136H148ZM163 137V136H161ZM202 137V136H201ZM107 138V137H105ZM111 138V137H110ZM118 138V137H117ZM166 138V137H165ZM78 139V138H76ZM126 139V138H125ZM128 139V138H127ZM145 139V138H144ZM150 139V138H149ZM159 139V137H158ZM211 139V138H210ZM209 139V141H210ZM245 139V137H244ZM49 140H52V139H49ZM62 140V139H60ZM100 140V139H99ZM113 140V139H112ZM143 140V139H142ZM161 140V139H159ZM163 140V138H162ZM55 141V140H54ZM57 141V140H56ZM73 141V140H72ZM77 141V140H76ZM107 141L108 138H107ZM114 141V140H113ZM118 141V140H117ZM120 141V140H119ZM118 141V142H119ZM127 141V140H126ZM140 141V140H139ZM138 141V142H139ZM151 142H153V139L150 140ZM156 141V140H155ZM193 141V139H192ZM60 142V141H59ZM57 141V143H59ZM63 142V141H62ZM65 142V140H64ZM110 142V141H109ZM150 142V143H151ZM158 142V141H157ZM51 143V142H50ZM61 143V142H60ZM59 143V144H60ZM67 143V142H66ZM106 142H104L105 144ZM123 143V142H122ZM141 143V142H139ZM167 143V142H166ZM191 143V142H190ZM189 143V145H190ZM193 143V142H192ZM52 146H54L53 143H51ZM56 144V143H55ZM62 144V143H61ZM69 144V143H68ZM67 144V146H68ZM111 144H113L111 142ZM120 144V143H118ZM143 143H141L142 145ZM154 144V142H153ZM159 144V143H158ZM169 144V143H168ZM200 144V143H199ZM25 145V148H27L29 145H32V149L28 148L25 149L23 148L22 146ZM50 145V144H49ZM58 145V144H57ZM63 145V144H62ZM60 145V146H62ZM74 145V143H73ZM80 145V144H79ZM97 145V144H96ZM110 145V144H109ZM139 145V144H138ZM152 145V143H151ZM27 146V147H26ZM82 146V145H81ZM108 146V145H107ZM114 146V145H112ZM165 146V145H164ZM194 146V145H192ZM30 147V146H29ZM94 147V146H93ZM139 147V146H138ZM143 147V146H142ZM145 147V146H144ZM152 147V146H151ZM195 147V146H194ZM101 148V147H100ZM103 148V151H108V152H111L109 147L108 148H104V146H102ZM116 148V147H115ZM140 148V147H139ZM173 148V147H172ZM25 149V150H24ZM83 149V148H82ZM81 149V150H82ZM144 149V148H143ZM166 149V148H165ZM179 149V148H178ZM190 149V147L188 148ZM203 149V148H202ZM207 149V148H205ZM27 150V151H26ZM70 150V149H69ZM91 150V149H90ZM99 150V153H96V154H100V149L98 148ZM138 150V149H137ZM142 150V149H141ZM168 150V148H167ZM175 150V149H174ZM187 150V149H186ZM66 151L68 152V149H66ZM96 151V150H95ZM145 151V150H144ZM143 151V153H144ZM183 151V150H182ZM107 152V153H108ZM160 152V151H159ZM158 152V153H159ZM181 152V151H180ZM206 152V151H205ZM103 152H101L102 154ZM115 153V152H114ZM137 153V152H136ZM174 153V152H173ZM77 154V153H76ZM100 154V155H101ZM103 154H106V153H103ZM120 154V153H119ZM156 154V153H155ZM165 154V153H164ZM163 154V155H164ZM170 154V153H169ZM185 154V153H184ZM207 154V153H205ZM74 155V154H72ZM78 155V154H77ZM99 155V156H100ZM107 155V154H106ZM114 155V154H113ZM139 155V154H138ZM137 155V156H138ZM145 155V154H144ZM147 155V154H146ZM149 155V154H148ZM153 155V154H151ZM180 155H182L180 153ZM95 156V155H94ZM111 156V155H110ZM117 156V155H116ZM115 156V157H116ZM140 156V155H139ZM73 157V156H72ZM98 157V156H97ZM142 157V156H141ZM146 157V156H145ZM155 157V155L153 156ZM159 157V156H158ZM161 157V156H160ZM163 157V156H162ZM171 157V155H170ZM175 157V156H174ZM184 157V156H183ZM77 158V157H75ZM113 159V156L111 157ZM152 158V157H151ZM173 158V157H172ZM71 160V158H69ZM68 159V160H69ZM95 159H98L94 158ZM102 159V158H101ZM144 159V158H142ZM170 159V158H168ZM176 159V158H175ZM252 159V158H251ZM255 159V157H254ZM73 161H75L74 159H72ZM78 160V159H77ZM146 158L144 159V162H145ZM150 160V159H148ZM163 160V158H162ZM151 161H154L155 162V159L154 160H151ZM70 162V161H69ZM99 162V161H98ZM143 162V161H141ZM143 162V164H144ZM150 162V161H149ZM157 162V160H156ZM174 162V161H173ZM75 163V162H74ZM80 163V162H79ZM95 163H97L95 161ZM162 163H164L162 161ZM257 163V162H256ZM68 164V165H67ZM81 164V163H80ZM100 164V163H99ZM146 164V163H145ZM194 164V163H193ZM73 165V164H71ZM101 165V164H100ZM109 165V164H108ZM108 165H106L105 167H107ZM112 165V164H111ZM151 165V164H150ZM160 165V163H159ZM174 165V164H173ZM172 165V166H173ZM233 165V164H232ZM248 165V164H247ZM98 166V165H97ZM180 166V165H179ZM194 166V165H193ZM231 166V165H230ZM238 166V165H237ZM250 166V165H249ZM96 167V166H95ZM101 167V166H100ZM149 166H147V170H149L148 168ZM157 168L159 169H164L163 168V165L161 167H158L156 165ZM177 167V165H176ZM256 167V165H255ZM259 167H261L259 165ZM144 166H142L141 168V171L144 170L143 169ZM154 168V167H153ZM172 168V167H171ZM175 168V167H174ZM178 168V167H177ZM232 168V167H230ZM264 168V167H263ZM75 169V170H76ZM80 169V168H79ZM88 169V168H87ZM152 169V168H151ZM150 169V170H151ZM156 170V168H154ZM179 169V168H178ZM195 169V168H194ZM193 169V170H194ZM254 169V168H253ZM84 170V168H83ZM111 170V169H110ZM154 170V172H155ZM263 172V169H261ZM74 171V170H73ZM81 173H79V172ZM144 171V172H146ZM153 171V169H152ZM170 171V170H169ZM228 171V169H227ZM251 171V170H250ZM253 171H256V170H253ZM68 172V171H67ZM91 172V171H88V173ZM140 172V171H139ZM157 174L159 173V171H156ZM74 173V172H73ZM93 173V172H92ZM137 173V172H136ZM142 173V172H141ZM169 173V172H168ZM167 173V174H168ZM230 173V172H229ZM94 174V173H93ZM134 174V173H133ZM150 174V173H149ZM152 174V173H151ZM150 174V175H151ZM166 174V175H167ZM177 174V173H176ZM175 174V175H176ZM190 174V173H189ZM193 174V173H191ZM78 175V176H79ZM115 175V174H114ZM145 175V174H144ZM147 175V174H146ZM145 175V176H146ZM155 175V174H154ZM160 175V173H159ZM157 175V177L159 176ZM179 175V174H178ZM181 175V174H180ZM230 175V174H229ZM233 175V174H231ZM235 175V174H234ZM261 175V174H260ZM81 176V177H82ZM177 176V175H176ZM189 176V175H188ZM264 176V175H263ZM142 177V176H141ZM156 177V176H155ZM165 177V175H164ZM163 176L160 177V179L164 178ZM190 177V176H189ZM204 177V176H203ZM79 178V177H77ZM104 178V177H103ZM115 178V177H114ZM143 178V177H142ZM141 178V179H142ZM169 178V177H167ZM173 178V177H171ZM254 178V177H253ZM264 178V177H263ZM262 178V179H263ZM147 179V178H146ZM185 179V178H184ZM207 179V177H206ZM79 180V179H78ZM107 180V179H106ZM110 180V179H108ZM107 180V181H108ZM152 180V179H151ZM165 180L166 177H165ZM165 180H160L162 181L164 184L162 185H165ZM174 180V179H173ZM181 180V179H180ZM261 180V179H259ZM258 180V181H259ZM99 181V180H98ZM141 181V180H140ZM159 181V182H160ZM186 181V180H185ZM189 181V180H188ZM257 181V180H256ZM136 182V181H135ZM183 182V181H182ZM260 182V181H259ZM155 183V181H154ZM168 183V182H167ZM205 183V181H204ZM261 183V182H260ZM264 183V182H263ZM262 183V184H263ZM72 184V185H73ZM160 184V183H157V185ZM170 184V183H169ZM185 184V183H184ZM183 184V185H184ZM201 184V182H200ZM203 184V183H202ZM136 185V184H135ZM141 185V184H140ZM139 185V186H140ZM147 185V184H146ZM145 185V186H146ZM154 185V184H153ZM156 185V186H157ZM161 185V184H160ZM167 185V184H166ZM165 185V187H166ZM188 185V184H187ZM191 185V184H190ZM189 185V186H190ZM198 185V184H197ZM76 186V188H77ZM155 185L153 187H156ZM171 187V184L168 185ZM186 186V185H185ZM209 186V185H208ZM142 187V186H141ZM84 188V189H83ZM158 188V186L156 187ZM191 188V186H190ZM206 188V187H205ZM179 189V188H178ZM252 189V188H251ZM176 190V189H175ZM180 190V189H179ZM191 190V189H190ZM206 190V189H205ZM211 190V189H210ZM256 190V189H255ZM264 190V189H263ZM71 191V192H70ZM127 191V190H126ZM130 191V189H129ZM186 192V190H183ZM192 191V190H191ZM128 192V191H127ZM131 192V191H130ZM179 192V191H178ZM188 192V191H187ZM186 192V193H187ZM205 192V191H203ZM251 192V191H250ZM133 194H135L134 192H132ZM139 193V192H138ZM156 193V192H155ZM165 193V192H164ZM206 193V192H205ZM215 193V192H214ZM225 193V192H224ZM227 193V192H226ZM254 193V192H253ZM257 192H255L256 194ZM132 194V195H133ZM140 194V193H139ZM184 194V193H183ZM188 194V193H187ZM213 194V193H212ZM217 194V193H216ZM244 194V193H243ZM248 194V193H247ZM259 194V193H258ZM90 195V196H89ZM141 195V194H140ZM144 195V194H143ZM166 195V194H165ZM163 195V196H165ZM182 195V194H181ZM192 195H193V191H192ZM209 195V194H208ZM211 195V194H210ZM225 195V194H224ZM251 195V194H250ZM120 196V195H119ZM135 196V195H134ZM167 196V195H166ZM165 196V197H166ZM218 196V195H216ZM215 196V197H216ZM220 196V195H219ZM238 196V195H237ZM242 196V195H241ZM92 197V199H91ZM138 197V196H136ZM135 197V198H136ZM142 197V196H141ZM162 197V196H161ZM168 197V196H167ZM170 197V196H169ZM180 197V196H179ZM186 197V196H185ZM191 196H189L188 194V197L186 198H189ZM228 197V196H227ZM239 197V196H238ZM140 198V197H139ZM160 198V197H159ZM210 198H212L210 196ZM222 198V196H221ZM235 198V197H234ZM248 198V197H247ZM253 198V196H252ZM86 199H88V201L90 202L91 201V204L88 205V202L86 203ZM138 199V198H137ZM145 199V198H143ZM157 199V198H156ZM174 199V198H173ZM180 199V198H179ZM191 199V198H190ZM188 199V200H190ZM199 199V198H198ZM208 199V198H207ZM216 199V198H214ZM219 199V198H218ZM228 199H230L228 197ZM227 199V200H228ZM161 200V199H160ZM213 200V199H211ZM217 200V199H216ZM241 200V199H240ZM245 200V199H244ZM243 200V202H244ZM252 200V199H251ZM121 201L123 203H121ZM158 201V204H159V200ZM156 201V202H157ZM177 201V200H176ZM186 201V200H185ZM203 201V200H202ZM222 201V200H221ZM219 201V202H221ZM242 201V200H241ZM134 202V201H133ZM141 202H142V199H141ZM191 202V201H189ZM211 202V201H210ZM214 202V201H212ZM228 202V201H227ZM263 202V201H261ZM132 203V202H131ZM130 203V204H131ZM193 203V202H192ZM216 203V202H215ZM229 203V202H228ZM235 203V202H234ZM239 203V202H238ZM242 203V202H241ZM249 203V202H248ZM260 203V202H258ZM196 204V202H195ZM199 204V203H198ZM217 204V203H216ZM254 204V203H253ZM264 204V203H263ZM146 205V204H145ZM150 205V204H149ZM176 205V204H175ZM187 205V204H186ZM241 205V204H240ZM244 205V204H243ZM262 205V204H261ZM148 206V205H147ZM180 206V205H179ZM183 206V205H182ZM209 206V205H208ZM215 206V205H214ZM245 206V205H244ZM256 206V205H254ZM259 206V204H258ZM137 207V208H136ZM140 208L141 205L139 206ZM186 207V206H185ZM184 207V208H185ZM211 207V205H210ZM217 207V206H216ZM261 207V206H260ZM177 208V206H176ZM202 208H205V207H202ZM219 208V207H218ZM246 208V206H245ZM161 210V212L158 211ZM179 209V207L177 208ZM188 209V208H187ZM247 209V208H246ZM134 210H137L136 212ZM144 210V208H143ZM182 210H184L182 208ZM192 210V209H191ZM201 210V209H200ZM225 210V209H224ZM252 210V209H251ZM258 210H261V209H258ZM193 211V210H192ZM191 211V212H192ZM204 211V210H203ZM217 211V210H216ZM219 211V210H218ZM232 211V210H231ZM235 211V210H234ZM237 211V210H236ZM263 211V210H262ZM186 212H189V210H187ZM200 212V211H199ZM208 212V211H207ZM240 212V211H239ZM238 212V213H239ZM205 213V212H204ZM222 213V212H221ZM220 213V214H221ZM226 213V211H225ZM254 214V212H252ZM258 213V212H257ZM261 212H259L260 214ZM116 214H119V222L117 221L114 222V217L116 216ZM147 214V215H146ZM190 214V213H189ZM206 214V213H205ZM219 214V213H218ZM224 214V213H222ZM177 215V213H176ZM181 216V214H179ZM185 215V214H183ZM192 215V214H191ZM195 215V214H193ZM215 215V214H214ZM234 215V214H233ZM241 215V213H240ZM239 215V216H240ZM156 216L157 219H156ZM175 216V215H174ZM228 216V215H227ZM236 216V215H235ZM238 216V215H237ZM251 216V215H250ZM256 216V215H255ZM254 216V217H255ZM259 216V215H258ZM178 217V216H177ZM247 217V216H246ZM181 218V217H180ZM196 217H194L195 219ZM240 218V217H239ZM259 218V217H258ZM258 218L255 220L257 221ZM116 219V218H115ZM118 219V218H117ZM224 220V218H221ZM244 219V218H243ZM196 220V219H195ZM240 220V219H239ZM252 220V219H251ZM251 220H250V224H251ZM260 220V219H259ZM264 220V219H263ZM193 221V219H192ZM224 221H227V220H224ZM247 221V220H246ZM249 221V220H248ZM247 221V222H248ZM243 222V220H242ZM245 222V221H244ZM195 223V222H194ZM227 223V222H226ZM231 223V222H230ZM248 223V224H249ZM256 223V222H254ZM262 223V222H261ZM193 224V223H192ZM202 224V223H201ZM223 224V223H222ZM249 224V225H250ZM257 224V223H256ZM197 225V224H196ZM199 225V224H198ZM204 225H207V224H204ZM242 226L244 224H241ZM227 226V224H226ZM248 226V225H247ZM254 226V225H253ZM221 226H219L220 228ZM225 227V225H224ZM228 227V226H227ZM251 227V226H250ZM257 227V226H256ZM194 228V227H193ZM199 228V227H198ZM214 228H216L214 226ZM230 228V227H229ZM258 228V227H257ZM262 228V227H260ZM196 229V228H194ZM201 229V227H200ZM205 229V228H204ZM231 229V228H230ZM237 230V229H236ZM206 231V230H205ZM208 231V230H207ZM206 231V232H207ZM230 231V230H229ZM233 231V229L231 230ZM230 231V232H231ZM238 231V230H237ZM236 231V232H237ZM217 232V231H216ZM219 232V230H218ZM222 232V231H221ZM235 232V231H234ZM232 232V233H234ZM226 233V232H225ZM219 234V233H218ZM243 234V233H242ZM247 234V233H246ZM210 235H212V233H210ZM196 236V235H195ZM216 236V235H215ZM242 236V235H241ZM244 236V235H243ZM250 236L252 237V235L250 234ZM249 236V237H250ZM221 237V235H220ZM224 237V236H223ZM248 237V238H249ZM218 238V237H217ZM216 238V239H217ZM227 238V237H226ZM225 238V240H226ZM236 239V238H235ZM240 239V238H238ZM244 239V238H243ZM214 241V240H213ZM218 241H221V240H218ZM227 241V240H226ZM249 241V240H248ZM252 241V240H251ZM258 241V240H257ZM200 242V241H199ZM235 242V241H234ZM263 242V241H262ZM202 243V242H200ZM199 243V244H200ZM232 243V242H231ZM256 243V241H255ZM254 243V244H255ZM204 244V243H203ZM216 244V243H215ZM214 244V245H215ZM219 244V243H217ZM243 244V243H242ZM247 244V243H245ZM209 245V244H208ZM221 245V244H220ZM224 245H227V244H224ZM233 245V244H232ZM249 245V244H248ZM259 245V242L258 244ZM261 245V244H260ZM201 246V245H200ZM206 246V245H205ZM229 246V245H227ZM241 246V245H239ZM247 246V245H246ZM209 247V246H208ZM242 247V246H241ZM249 247V246H247ZM253 247V246H252ZM259 247V246H258ZM261 247V246H260ZM259 247V249H260ZM222 248V246L220 247ZM212 249V248H211ZM241 249V248H240ZM220 250V249H219ZM231 250V249H230ZM243 250V249H242ZM205 251V250H204ZM207 251V250H206ZM245 251V250H243ZM216 252V251H215ZM225 252V251H224ZM248 252V251H247ZM196 253V252H195ZM213 253V252H212ZM221 253V252H220ZM226 253V252H225ZM239 253V252H238ZM242 253V252H241ZM253 253V252H252ZM256 253V252H255ZM254 253V254H255ZM258 253V252H257ZM215 254V253H214ZM217 254V253H216ZM232 254V253H231ZM250 255V253H248ZM206 255V254H205ZM220 255V254H219ZM218 255V256H219ZM211 256V255H210ZM227 256V255H226ZM234 256V254H233ZM239 256V255H238ZM241 256V255H240ZM248 256V255H247ZM206 257V256H205ZM217 257V256H215ZM228 257V256H227ZM251 256H249L250 258ZM263 257V256H262ZM195 258H197L195 256ZM233 258V257H232ZM247 258V257H246ZM254 258V257H253ZM219 259V257H218ZM230 259V258H229ZM239 259V258H238ZM255 259V258H254ZM198 260V259H197ZM227 260V259H226ZM231 260V259H230ZM235 260V259H234ZM199 261V260H198ZM252 261H255V260H252ZM262 261V259H261ZM251 262V261H250ZM256 262V261H255ZM253 262V263H255ZM263 262V261H262ZM202 263V262H201Z\"/></svg>",
    "mask_w": 264,
    "mask_h": 264
}]
</instances>
